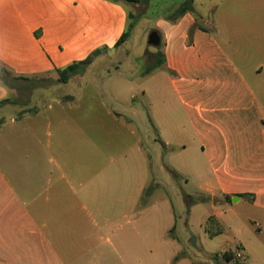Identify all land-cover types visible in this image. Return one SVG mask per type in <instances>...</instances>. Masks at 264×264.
<instances>
[{
    "label": "crops",
    "instance_id": "crops-1",
    "mask_svg": "<svg viewBox=\"0 0 264 264\" xmlns=\"http://www.w3.org/2000/svg\"><path fill=\"white\" fill-rule=\"evenodd\" d=\"M220 7L212 27L197 29L190 43L188 14L159 22L164 66L179 75L167 81L183 112L169 99L168 111L176 104L179 113L168 123L155 119V94L151 128L161 157L178 143L166 134L182 127L184 173L175 170L200 179L204 195L195 204L211 205L201 235L221 241L216 253L232 256L229 262L264 264V0ZM128 23L122 1L0 0V101L19 96L15 82L115 49ZM44 96L37 112L0 124V264H191L171 201L148 197L149 152L124 114L105 113L131 141L113 154L94 126L71 118L78 94ZM210 217L221 234L206 231Z\"/></svg>",
    "mask_w": 264,
    "mask_h": 264
},
{
    "label": "rangeland",
    "instance_id": "rangeland-1",
    "mask_svg": "<svg viewBox=\"0 0 264 264\" xmlns=\"http://www.w3.org/2000/svg\"><path fill=\"white\" fill-rule=\"evenodd\" d=\"M222 2L223 0H141L137 3H126L129 12L127 28L129 36L123 43L115 49L103 51L89 67L79 69L77 74L73 75L71 86L61 85L63 83L60 82L58 73L41 76L27 84L23 81L15 82L19 96L7 105L6 110L2 109L3 112H0V124H2L9 116L18 118L26 112L31 114L37 112L39 101L45 97L44 95L54 98L57 95L78 94L80 103L71 111V118L80 124L89 125L91 129L94 126L99 141L109 142L113 154L127 148L131 141L128 136L126 138L122 130H116L115 126L118 125L114 122L109 124L105 113L111 112L115 120L116 113L124 114L129 124H132L138 132L137 136L141 138L143 148L149 152L151 180L148 197L153 200L167 197L171 201L176 217L175 234L184 244L182 256L186 255L187 259H191V264H244V259L229 262L232 256L228 260L219 256L214 260V253L225 245L217 239L204 238L203 234L201 235L205 211L211 210V205L209 201L205 202L206 206L195 204V201L204 195L200 179L195 177L185 179L175 170L176 168L184 173V136L181 126L176 128L173 126V131L166 134L167 137L178 140V143L174 144L176 149L168 156L169 149H163V157H158L159 152L154 142L157 135L151 128L152 105L155 103L153 104L150 97H155L156 94V112L161 117L155 115V119L163 120L165 123L170 122L171 119L173 121L175 109L178 114V108H181L180 114H182L183 105L179 94L175 93L174 87L167 81L168 77L178 79L179 75L168 71L164 66L166 62L162 68L146 74L149 67L156 65L163 57L167 61L164 39L159 48H154L148 45V37L154 29L163 33L159 27L160 21L176 24L188 14L194 20L189 33L190 43L197 29L212 27L211 21L217 17L218 9L223 8L220 7ZM228 10L229 14H232L231 6ZM179 86L182 90V84ZM143 87L149 97L143 95ZM79 88H82L81 92L76 91ZM69 99L70 97H67L64 101ZM116 99L128 100V103L117 102ZM169 99L172 102L178 101V108L173 104L174 108L171 107V112L168 111L167 105ZM176 118L177 121L182 122V117ZM132 139L135 140L133 137ZM235 247L233 244L229 248L235 249ZM186 264L190 263L187 261Z\"/></svg>",
    "mask_w": 264,
    "mask_h": 264
},
{
    "label": "trees",
    "instance_id": "trees-1",
    "mask_svg": "<svg viewBox=\"0 0 264 264\" xmlns=\"http://www.w3.org/2000/svg\"><path fill=\"white\" fill-rule=\"evenodd\" d=\"M113 1H115V2L122 1V2H125V3H137V2H139L141 0H113ZM185 6L186 5H184L183 8H185ZM188 8L191 9L189 6H188ZM128 36H129V31L127 30L123 34V36L121 37V39L119 40V42L117 43L116 47H118L121 43H123ZM106 50H108V49H99V50H96L94 53H92L85 60L80 61V62H75V63L69 65L68 67L64 68V69L57 70V73L60 75V82H62L63 84H67L68 81L71 79V77L74 74L75 75L77 74V71L79 69H81V68L83 69V68L89 67L93 63L94 59L96 57H98L103 51H106ZM165 62H166V60L163 57V59H160L158 61V63H156V65L154 64V65L150 66L149 69H148V71L146 72V74H148V73H150V72H152V71H154L156 69L161 68L165 64ZM4 73H6V72H4ZM6 74L8 75V73H6ZM0 76L2 78V75H0ZM12 102H13V100H11V99H6V100H3V101H0V108H3L5 106L9 105ZM197 201H199V199H197ZM206 231L211 236H215V235L221 234L223 232V227L220 225V223L218 222V220L216 218L210 217L209 220H208V222H207V225H206ZM218 257H219V253H216V254L213 255L214 260H216V258H218ZM179 259H180V256L177 257V261Z\"/></svg>",
    "mask_w": 264,
    "mask_h": 264
},
{
    "label": "water",
    "instance_id": "water-1",
    "mask_svg": "<svg viewBox=\"0 0 264 264\" xmlns=\"http://www.w3.org/2000/svg\"><path fill=\"white\" fill-rule=\"evenodd\" d=\"M161 43H162V37L160 31L157 29L152 30L148 37V45L154 48H159L161 46ZM193 245L195 246L194 241H193Z\"/></svg>",
    "mask_w": 264,
    "mask_h": 264
}]
</instances>
